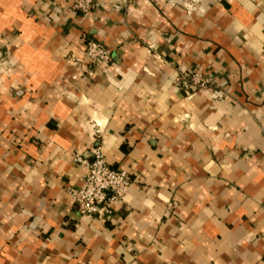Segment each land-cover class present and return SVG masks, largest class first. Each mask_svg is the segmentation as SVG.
<instances>
[{
    "label": "crops",
    "instance_id": "crops-1",
    "mask_svg": "<svg viewBox=\"0 0 264 264\" xmlns=\"http://www.w3.org/2000/svg\"><path fill=\"white\" fill-rule=\"evenodd\" d=\"M94 1L0 0V264H264V0ZM97 142L104 219L67 191Z\"/></svg>",
    "mask_w": 264,
    "mask_h": 264
},
{
    "label": "built area",
    "instance_id": "built-area-1",
    "mask_svg": "<svg viewBox=\"0 0 264 264\" xmlns=\"http://www.w3.org/2000/svg\"><path fill=\"white\" fill-rule=\"evenodd\" d=\"M71 8L75 12L86 14L95 8V1L74 0ZM153 46L150 44L149 48L153 50ZM153 55L156 58L160 57L156 53ZM85 58L90 63L105 64L110 61L111 54L99 41L90 39L85 42ZM175 83L185 92L211 87L209 77L195 70L179 72ZM72 160L85 170L80 186L67 189L78 212L90 219L109 218L115 206L125 201L132 182L131 174L125 169L110 167L99 142L92 148L90 158L84 157L80 152H75L72 154Z\"/></svg>",
    "mask_w": 264,
    "mask_h": 264
}]
</instances>
